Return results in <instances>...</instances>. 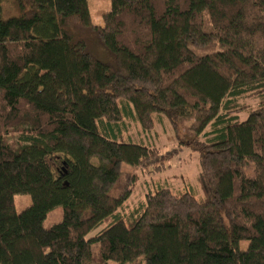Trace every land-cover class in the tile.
<instances>
[{
	"label": "trees",
	"instance_id": "16d2710c",
	"mask_svg": "<svg viewBox=\"0 0 264 264\" xmlns=\"http://www.w3.org/2000/svg\"><path fill=\"white\" fill-rule=\"evenodd\" d=\"M4 1L0 264H264V0H110L101 26L86 0ZM168 124L202 200L158 181L126 216L170 170L143 140Z\"/></svg>",
	"mask_w": 264,
	"mask_h": 264
},
{
	"label": "rangeland",
	"instance_id": "374dc122",
	"mask_svg": "<svg viewBox=\"0 0 264 264\" xmlns=\"http://www.w3.org/2000/svg\"><path fill=\"white\" fill-rule=\"evenodd\" d=\"M88 5V12L90 16V20L93 24L101 26L102 25V15L110 10V0H86ZM12 0H5L3 2V9L6 15H13L15 11L13 10ZM14 11V12H13ZM10 15V16H11ZM5 16V15H4ZM8 17V16H5ZM99 49V48H98ZM102 56L98 55L99 58L103 59ZM240 119L244 120L246 117L245 113H241ZM190 120L184 124L179 125L178 127V135L181 141L187 143L189 136L191 133L187 131V127L190 125ZM158 139L152 138H143L146 142H150L151 144L161 148V150H169V149H177V153L174 156V159L170 162V170L165 174L161 175L159 179L154 178L153 180L150 178L140 177L139 184L136 186L135 192L133 194L132 199L127 203L125 208L126 216L133 210H139V205H142L144 202V194L146 191L152 189L155 186V183L160 181L164 182L168 187L172 188L175 193L180 192L181 190H186L188 187L190 190L192 189L197 194L194 196L196 199L202 200V197L199 193V188L197 185V177L199 174V164H198V153L191 150L189 145L181 146L178 145V139L176 138V131L173 129L171 125H166L163 129L158 130ZM134 131H131L129 134H125L121 139L122 142L125 143H138L136 141L137 135H133ZM130 138H129V137ZM121 173H132V169L123 164L120 169ZM188 185V186H186ZM14 208L17 213L23 211L27 207L31 205V198L29 195H15L13 199ZM62 209L57 207L50 211L46 218L43 221L44 228H50L61 220ZM248 245L247 241H240L238 243V247L240 249H245ZM140 263L144 264L143 258H140ZM106 264H117L112 261H108Z\"/></svg>",
	"mask_w": 264,
	"mask_h": 264
}]
</instances>
